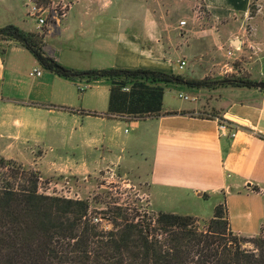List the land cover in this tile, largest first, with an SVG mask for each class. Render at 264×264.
Returning <instances> with one entry per match:
<instances>
[{"label": "crops", "instance_id": "crops-1", "mask_svg": "<svg viewBox=\"0 0 264 264\" xmlns=\"http://www.w3.org/2000/svg\"><path fill=\"white\" fill-rule=\"evenodd\" d=\"M152 1L156 2L59 0L68 8L67 16L43 30L44 50L61 66L78 72L144 69L203 80L207 70L204 74L198 68L221 66L210 64L205 56L214 47L205 45L223 52L233 48L239 57L244 41L238 36L244 37V28L251 24L264 30L262 18L251 15L254 0H205L208 17L200 24L191 15L177 24L171 7L159 0L158 7H149ZM181 3L190 6L191 0ZM28 8L29 0H0V29L16 26L41 33ZM186 19L189 23L182 29L180 22ZM259 52L249 71L251 77L255 73L256 83L264 82V48ZM181 59L187 62L183 70ZM34 70L42 75L32 77ZM185 71L189 73H181ZM110 90L106 80L62 78L44 69L19 44L0 41V159L32 167L45 179H81L122 168L131 159L143 169L147 165L149 185L164 194L167 204L214 199V209L226 204L234 234L245 238L261 234L264 92L232 87L211 93L199 90L192 92L196 99L190 105L180 107L171 106L165 93L163 112L176 115L137 121L108 117ZM223 118L247 125L235 139L225 137L218 122ZM128 126L132 133L125 140L120 133L125 134ZM185 216L203 220L194 212Z\"/></svg>", "mask_w": 264, "mask_h": 264}, {"label": "trees", "instance_id": "trees-1", "mask_svg": "<svg viewBox=\"0 0 264 264\" xmlns=\"http://www.w3.org/2000/svg\"><path fill=\"white\" fill-rule=\"evenodd\" d=\"M32 1L45 7L52 3ZM44 39L43 31L0 29V41L19 44L44 69L62 78L109 82L108 117L139 121L176 115L163 112L168 85L256 89V82L245 78L193 80L144 69L78 72L49 56ZM44 179L32 167L0 159V264H264V235L252 239L235 235L225 203L215 208L203 227L191 216L152 215L132 206L114 204L105 211L93 210L87 200L43 194ZM242 243L254 247L244 249Z\"/></svg>", "mask_w": 264, "mask_h": 264}, {"label": "rangeland", "instance_id": "rangeland-1", "mask_svg": "<svg viewBox=\"0 0 264 264\" xmlns=\"http://www.w3.org/2000/svg\"><path fill=\"white\" fill-rule=\"evenodd\" d=\"M59 0H51V4L47 7L40 6L42 8H49L54 5V7H58L59 9L63 6L58 4ZM166 7H171V19L177 24L179 21L185 17L186 15L190 16L194 20L196 24H200L195 19V12L199 5L198 0H191V5L187 4L184 6V3H181V0H175L177 4H181V6L174 4L173 0L166 1L159 0ZM205 2V0H204ZM35 3V2H34ZM158 0L156 2L152 1L149 7L156 8ZM169 4V5H167ZM38 5V4H37ZM59 5V6H58ZM206 5V2H205ZM207 6V5H206ZM172 7H176L175 10ZM205 9V8H204ZM203 10V9H202ZM208 11V10H207ZM207 11L202 19V23L208 17ZM164 13H168V10H164ZM251 15L253 17L258 16L260 22L263 24L264 20V0H254L251 7ZM187 17V16H186ZM183 21V20H182ZM188 22V19L184 20ZM189 23V22H188ZM188 25V24H187ZM181 27V26H180ZM185 29L184 27H181ZM244 37L243 35L238 36V38L244 41L243 53L242 56L235 57L230 59L227 56V52L230 49L224 48V52L221 50H217L212 45H205V47H214V49L209 53L208 56H205L210 61V64L216 63V65H221L220 67H213L210 65V68H198V71L206 72L207 77L205 79L209 80H218V79H227V78H245L255 80L253 74L252 77L249 75L250 66L253 63H257L256 59L258 58L259 47L263 50L264 48V30L260 27H253L251 24L247 25L244 28ZM237 43V42H236ZM235 45H238L236 44ZM229 46V44L227 45ZM185 61V60H180ZM224 66H228V68H223ZM264 70V63L262 64ZM213 67V68H212ZM221 68V69H220ZM183 74H188L189 71L181 72ZM256 74H259L256 72ZM205 75V76H206ZM201 76V75H200ZM177 91H176V90ZM220 89V88H218ZM215 89V90H218ZM210 91L208 93L213 92L212 89H194L183 85H168L165 87V93H167V99L171 106L180 107L190 105L191 101H186L184 97H189L190 99L194 98L193 93H198V91ZM124 91L128 92L129 88L124 89ZM176 91V92H175ZM223 91V90H222ZM216 93V92H215ZM214 96L218 94L212 93ZM182 96V98H180ZM199 96V95H198ZM203 100V96H199ZM196 99V98H195ZM201 116V115H200ZM203 117V116H202ZM130 120V118H125ZM126 133L121 132L120 135L123 139L126 140L127 136L130 135L128 133H132L131 127L128 126L124 130ZM132 141L136 137L135 133L132 135ZM134 137V138H133ZM149 142V140H147ZM148 148V146H147ZM55 155V154H53ZM78 157V154H77ZM129 164L125 165L122 168L111 167L102 171L100 174H90L84 178H74L70 177L69 179L65 178H49L42 180L40 185V191L43 194L63 197L67 199L73 200H87L91 202L93 210L97 211H105L107 206H113L117 204L119 206H132L138 207L142 209V211H147V213L156 215L162 211H172L175 214L185 216L186 214L196 213L199 214L201 219H198L203 227L213 218L214 215V199H205L200 202L195 203H177V204H167L165 202L164 194L156 191L149 185V181L147 179V165H144V169L141 165L131 162V159L128 161ZM132 164V165H131ZM224 204V203H223ZM170 205V206H169ZM164 211V212H165ZM167 213V212H165ZM169 213V212H168ZM264 235V227L261 232ZM236 235V234H235ZM240 237V236H239ZM241 239L245 237H240ZM252 239V238H246ZM244 249H253L254 245L252 243H242Z\"/></svg>", "mask_w": 264, "mask_h": 264}, {"label": "built area", "instance_id": "built-area-1", "mask_svg": "<svg viewBox=\"0 0 264 264\" xmlns=\"http://www.w3.org/2000/svg\"><path fill=\"white\" fill-rule=\"evenodd\" d=\"M199 5L195 12V19L197 22L202 23V19L205 15V12L208 10L207 6L205 5L204 0H198ZM55 5V3H54ZM51 6L47 9L40 7L32 0H29V8H28V15L29 17L33 18L37 22L38 30L42 32L46 28H52V24L60 23L64 18L67 16V7L62 6L60 9L58 7ZM59 6V5H58ZM205 8V9H204ZM203 9V10H202ZM187 21H181L180 26L186 27ZM237 51L235 49H230L227 52V56L230 59L237 57ZM180 69H185L187 66L186 61H179ZM32 77H39L42 75L40 70H34L31 74ZM85 88H82L81 91H84ZM182 98V96H180ZM186 101H194L195 98L190 99L189 97H184ZM219 122V131L222 136L230 137L235 139L238 135V132L241 128L246 127V123L243 121H238L233 118H223L218 120Z\"/></svg>", "mask_w": 264, "mask_h": 264}, {"label": "water", "instance_id": "water-1", "mask_svg": "<svg viewBox=\"0 0 264 264\" xmlns=\"http://www.w3.org/2000/svg\"><path fill=\"white\" fill-rule=\"evenodd\" d=\"M236 44H238V42ZM255 88L259 89L260 91H264V82L256 83Z\"/></svg>", "mask_w": 264, "mask_h": 264}, {"label": "bare ground", "instance_id": "bare-ground-1", "mask_svg": "<svg viewBox=\"0 0 264 264\" xmlns=\"http://www.w3.org/2000/svg\"><path fill=\"white\" fill-rule=\"evenodd\" d=\"M240 42V41H239Z\"/></svg>", "mask_w": 264, "mask_h": 264}]
</instances>
